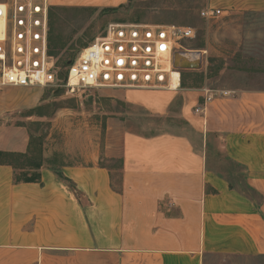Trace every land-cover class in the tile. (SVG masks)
Returning a JSON list of instances; mask_svg holds the SVG:
<instances>
[{
  "label": "crops",
  "instance_id": "obj_1",
  "mask_svg": "<svg viewBox=\"0 0 264 264\" xmlns=\"http://www.w3.org/2000/svg\"><path fill=\"white\" fill-rule=\"evenodd\" d=\"M48 1L103 9L128 0ZM206 7L264 14V0H207ZM225 91L209 93L195 112L203 87L129 89L127 104L156 115L179 97L178 116L192 134L143 135L113 119L100 150L91 142L55 149L65 155L61 164L43 151L39 182L17 183L15 169L0 164V264H207L212 254L264 256V85ZM28 144L27 134L5 137L0 150L26 152ZM115 158L117 187L105 164ZM230 163L244 168L241 181Z\"/></svg>",
  "mask_w": 264,
  "mask_h": 264
},
{
  "label": "rangeland",
  "instance_id": "obj_2",
  "mask_svg": "<svg viewBox=\"0 0 264 264\" xmlns=\"http://www.w3.org/2000/svg\"><path fill=\"white\" fill-rule=\"evenodd\" d=\"M206 6L207 0H128L115 11L50 5L48 35L63 45L52 56L62 72L61 59L74 58L113 21L190 26L195 30L194 37L182 40L181 44L186 51L203 54V61L200 69H181L182 87H203L216 94L234 85L263 86L264 14H229L218 9L217 15L205 18L201 11ZM139 88L154 89L117 86L70 93L53 87L1 86L0 141L5 137L21 139L27 134L32 137V148L35 142L40 143L42 152L50 153L55 163L61 164L65 155L55 149L82 148L89 142L92 149H102L107 124L113 119L143 135L161 131L192 134L178 116L179 97H175L170 111L164 115L127 104L125 92ZM105 164L111 170L113 186L117 187L118 159ZM207 264H264V256L212 254L207 257Z\"/></svg>",
  "mask_w": 264,
  "mask_h": 264
},
{
  "label": "built area",
  "instance_id": "obj_3",
  "mask_svg": "<svg viewBox=\"0 0 264 264\" xmlns=\"http://www.w3.org/2000/svg\"><path fill=\"white\" fill-rule=\"evenodd\" d=\"M48 0L0 1V87H53L67 92L99 87L169 88L174 54L186 51L181 41L194 37L190 26L160 23L110 22L61 68L48 48ZM218 9L201 16L212 18ZM188 52V51H187ZM201 63L203 54H198ZM194 108L201 112L211 100L210 91ZM228 92L219 91L225 96Z\"/></svg>",
  "mask_w": 264,
  "mask_h": 264
},
{
  "label": "trees",
  "instance_id": "obj_4",
  "mask_svg": "<svg viewBox=\"0 0 264 264\" xmlns=\"http://www.w3.org/2000/svg\"><path fill=\"white\" fill-rule=\"evenodd\" d=\"M116 9H118V7L117 8H103L102 10L103 11H115ZM49 14H50V10H49ZM62 47L63 45L57 44L48 35V48H49V53L51 55L53 54L56 55L57 52L59 53ZM72 59L73 57L62 58L61 65L66 67L68 65V62L71 61ZM56 65L60 67L58 60H56ZM198 81L199 82L202 81V76H199ZM182 84L183 82H181V85ZM191 87H195V86H191ZM0 164H8L15 169L14 181L17 183L18 182H39L40 181L39 168L43 164V157H42V150L40 147V143L38 144V142L37 143L35 142L32 148V137L29 136V144H28L26 152H8V151L0 150ZM231 167H233L234 172H238L237 177H240V181H241L242 180L241 178L243 177L242 171L244 170V168L237 163H230V168ZM56 173L59 176V178L66 181L67 183H71L66 177H64L61 174L60 171H56ZM228 181H229V185L231 187H234L233 181L232 180H228ZM240 190L243 191L245 195H247L248 197H251L253 199L258 198V194L252 188L248 187L247 185L240 186Z\"/></svg>",
  "mask_w": 264,
  "mask_h": 264
},
{
  "label": "water",
  "instance_id": "obj_5",
  "mask_svg": "<svg viewBox=\"0 0 264 264\" xmlns=\"http://www.w3.org/2000/svg\"><path fill=\"white\" fill-rule=\"evenodd\" d=\"M189 53L187 51H177L174 54V67L178 69H200L201 68V59L199 55H196L195 57H190ZM71 61L68 62V64Z\"/></svg>",
  "mask_w": 264,
  "mask_h": 264
},
{
  "label": "bare ground",
  "instance_id": "obj_6",
  "mask_svg": "<svg viewBox=\"0 0 264 264\" xmlns=\"http://www.w3.org/2000/svg\"><path fill=\"white\" fill-rule=\"evenodd\" d=\"M188 52H191L189 53L191 58L199 54L197 51H192V50L191 51L189 50ZM178 84H179V73L178 71L175 70L172 72L170 89L177 88Z\"/></svg>",
  "mask_w": 264,
  "mask_h": 264
}]
</instances>
